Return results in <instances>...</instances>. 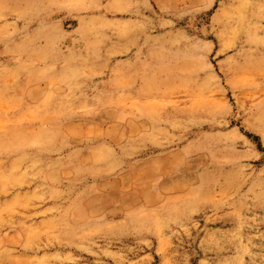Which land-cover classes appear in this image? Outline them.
<instances>
[{
  "label": "rangeland",
  "instance_id": "rangeland-1",
  "mask_svg": "<svg viewBox=\"0 0 264 264\" xmlns=\"http://www.w3.org/2000/svg\"><path fill=\"white\" fill-rule=\"evenodd\" d=\"M0 264H264V0H0Z\"/></svg>",
  "mask_w": 264,
  "mask_h": 264
}]
</instances>
